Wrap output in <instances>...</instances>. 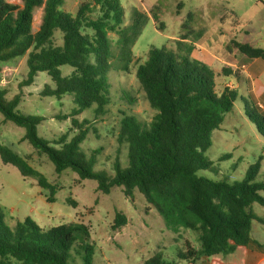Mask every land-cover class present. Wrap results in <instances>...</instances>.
<instances>
[{
    "label": "trees",
    "instance_id": "trees-1",
    "mask_svg": "<svg viewBox=\"0 0 264 264\" xmlns=\"http://www.w3.org/2000/svg\"><path fill=\"white\" fill-rule=\"evenodd\" d=\"M65 0H0V112L5 121L25 129L23 139L41 155L47 156L57 173L73 170L80 180H94L97 190L109 194L122 188L133 201L139 192L174 232L181 229L198 234L200 248L187 242V250L178 254L186 263L206 258L209 264H246L248 250L260 247L252 238V211L255 203L264 206V182L258 181L260 159L251 165L242 180L227 181L209 177L214 162L206 157L212 134L219 129L238 99L264 138V110L249 95L235 88L217 89L216 74L206 63L191 57L192 45L182 34L176 48L151 47L140 63L136 78L151 107L156 110L146 124L135 115L123 113L118 142L127 145V163L114 161L112 174L94 170L99 150L86 153L82 144L91 132V121L80 119L86 110L103 116L111 102V70L128 72L134 59L133 47L142 34L149 16L134 8L125 21L122 0H86L75 14L61 10ZM181 4L178 5V7ZM152 10L159 30L165 28L161 15ZM188 13L182 27L189 26ZM57 34L61 43L57 44ZM202 33L197 35L199 39ZM231 48L251 59L264 61V49L247 42L231 41ZM25 61L30 86L40 73L54 83L45 95L58 100L69 95L74 107L69 115L70 128L61 136L47 140L39 134L44 117L17 111L20 97L6 100L18 70ZM72 72L64 75L62 68ZM227 72V69H224ZM249 108V109H248ZM226 154L221 159L229 158ZM0 159L17 167L23 177H33L49 192L54 202L57 185L33 168L25 157L0 144ZM128 217L117 212L113 231L128 224ZM72 250L81 255L82 264H95V248L89 227L82 223L42 228L26 217L11 228L0 207V264H72ZM143 264H179L161 253ZM259 264H264L262 260Z\"/></svg>",
    "mask_w": 264,
    "mask_h": 264
},
{
    "label": "rangeland",
    "instance_id": "rangeland-1",
    "mask_svg": "<svg viewBox=\"0 0 264 264\" xmlns=\"http://www.w3.org/2000/svg\"><path fill=\"white\" fill-rule=\"evenodd\" d=\"M83 1L86 0H65L61 10L75 14ZM122 3L126 23H129L134 8L149 16L133 47V62L128 72L111 70L109 73L111 102L105 115L97 116L94 109L79 115L81 120L91 121V132L82 148L88 154L99 150L94 170L108 174L114 172L113 165L117 158L124 166L127 163V145H120L118 142L123 113L133 114L146 124L157 113L146 99L136 78L137 67L147 59L151 47L174 48L177 40L172 38H181L182 34L197 38L201 28L205 27L204 22L207 30L218 26L217 30L224 36L222 38L229 41L226 47H231L233 40L264 47V0H122ZM179 4L181 5L178 7ZM156 7L165 23L163 30L157 28L152 18V10ZM188 13L193 14L190 24L201 27L196 30L197 34L190 32V28L180 30L176 24L178 17L185 22ZM56 43H61L60 34H57ZM240 69L242 68L239 67ZM62 71L66 76L72 72V68L65 66ZM27 73L28 66L23 61L5 98L9 101L18 95L20 99L17 111L44 117L39 134L47 140L55 139L70 128V119L63 117L71 113L74 107L73 97L66 95L58 100L45 95L47 87H54L47 73H40L30 86H21L27 79ZM224 87V81L218 78V91ZM250 89L245 83L240 85L239 95L244 98L249 95L253 97ZM253 91L255 94H262L264 91V71L258 76ZM259 101L264 110V95L259 97ZM244 107V102L238 99L220 128L213 132L212 145L207 150L206 157L214 162L216 171H204L209 177L240 181L247 169L260 159L258 181L264 182V138L248 119ZM24 134V128L5 121L0 112V144L25 157L50 183L57 185L58 190L53 197L54 202H50L49 192L39 187L36 178L23 177L17 167L4 164L0 159V207L11 228L26 217H31L45 229L60 224H85L89 227L91 243L95 248V264H143L146 258L156 253H161L169 261L182 264L185 261L179 259L178 254L187 250V242L195 249L200 248L197 232L187 229L174 232L168 229L163 217L139 192H135L131 201L125 197L122 188L115 187L109 194H103L97 190L96 181H82L71 169L57 173L50 159L39 154L23 139ZM226 154L230 157L221 159ZM252 211L256 216L252 223V238L262 249L258 251L250 248L248 253H258L264 260V206L255 203ZM117 212L126 214L129 221L120 231H113L112 225ZM71 262L82 264L81 255L75 250H72ZM252 263L251 257L250 264Z\"/></svg>",
    "mask_w": 264,
    "mask_h": 264
},
{
    "label": "crops",
    "instance_id": "crops-1",
    "mask_svg": "<svg viewBox=\"0 0 264 264\" xmlns=\"http://www.w3.org/2000/svg\"><path fill=\"white\" fill-rule=\"evenodd\" d=\"M183 23V18L178 17V21L176 22V24L180 28V30L190 28V32L193 31L192 33L197 34L198 32H196V30L201 28L194 27L192 26V24H190L188 27L183 28ZM204 25L205 27L201 28L202 31H199L198 33H202V36L199 39L195 40L192 37L193 35H190L188 38L183 40L185 44L192 45L194 47L191 53V57L195 60L202 61L209 65L216 74V82L218 78L222 79L225 83V87L235 88L238 90L240 85L242 86L244 83L247 84L248 88H251L249 92L253 94V98L262 107V104L259 101V97L264 95V91L262 92V94H255L253 91V86L258 76L262 71H264V61L258 58H248L247 56L241 54L237 49L226 47V44L228 45L229 41L225 40V38H222L224 36L217 30L218 26L207 30L206 22H204ZM172 39L174 41L180 40L178 36L173 37ZM212 45H214V47H212ZM175 48L176 47H174V49ZM259 48L264 49V47ZM239 67L242 69L239 70ZM224 69H227L226 73L224 72ZM253 249L261 251L262 247L260 248L253 246L251 247V250ZM251 257L253 259L252 264H259V262L263 259L259 257L258 253H256L255 255L249 252L246 264H250ZM182 264H208V261L206 258L202 257L198 260H195L194 262H184Z\"/></svg>",
    "mask_w": 264,
    "mask_h": 264
}]
</instances>
